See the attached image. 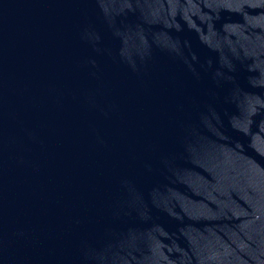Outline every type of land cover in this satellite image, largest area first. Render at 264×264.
<instances>
[{
	"label": "water",
	"instance_id": "95a60500",
	"mask_svg": "<svg viewBox=\"0 0 264 264\" xmlns=\"http://www.w3.org/2000/svg\"><path fill=\"white\" fill-rule=\"evenodd\" d=\"M0 264H264V0H0Z\"/></svg>",
	"mask_w": 264,
	"mask_h": 264
}]
</instances>
